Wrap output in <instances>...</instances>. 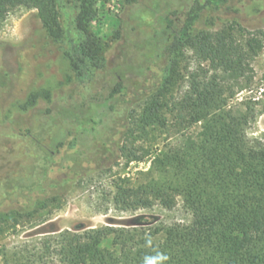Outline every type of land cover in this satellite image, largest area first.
<instances>
[{"label":"trees","instance_id":"1","mask_svg":"<svg viewBox=\"0 0 264 264\" xmlns=\"http://www.w3.org/2000/svg\"><path fill=\"white\" fill-rule=\"evenodd\" d=\"M234 1L165 0L153 10H165L153 38L132 39L142 22L141 11H133L107 60V44L91 30L98 18L95 0H0V25L13 9L37 10L49 37L67 42L77 79L98 84L82 100L46 110L33 140L41 151L36 176L25 186L46 190L55 158L65 149L74 150L65 161L76 176L89 164L102 170L115 160L109 147L118 137L133 141L122 149L130 162L151 154L138 141L165 137L148 173L136 182H116L111 204L120 212L155 205L172 210L182 199L192 216L188 225L146 229L137 220L128 227L65 230L44 240L39 260L144 264L145 257L163 252L167 264H264V136H247L254 116L248 109L228 108L253 85L264 28L249 30L237 22L209 28ZM63 16L68 18L64 27ZM52 180L54 191L38 200L34 211L67 191L59 178ZM5 264L23 263L13 255Z\"/></svg>","mask_w":264,"mask_h":264},{"label":"rangeland","instance_id":"2","mask_svg":"<svg viewBox=\"0 0 264 264\" xmlns=\"http://www.w3.org/2000/svg\"><path fill=\"white\" fill-rule=\"evenodd\" d=\"M165 0H95L98 18L91 24L92 32L108 46L107 60L117 46V33L127 15L141 11V25L132 31V39L153 38L158 20L164 14L158 9ZM64 15V14H63ZM68 18L63 16V27ZM237 22L249 30L264 28V0H236L220 21L210 24L218 29L224 23ZM150 41L148 48L154 44ZM191 57V54H188ZM191 68L193 67L192 60ZM161 66V65H160ZM254 82L230 100L232 110L248 109L254 116L247 129L250 139L264 136V50L255 60ZM154 76L160 71L152 69ZM98 84L79 81L72 70L69 46L65 40L49 37L35 9H13L0 25V264L5 258L17 256L23 264H52V258L39 260L43 242L65 230L84 232L105 226L128 227L137 220L146 229L188 225L192 221L182 199L172 210L155 205L137 212L116 211L111 204L114 186L119 180L136 182L148 173L160 152L165 137L142 143L151 154L141 161H128L122 149L131 147L132 139L118 137L109 152L114 154L102 170L89 164L85 174L72 175L65 157L74 150L65 149L55 158L46 190L29 189L25 185L36 176L34 165L41 155L33 142L35 132L43 127L48 108L73 104L84 98ZM177 90L176 95L184 91ZM44 92L50 93L46 99ZM36 96V97H35ZM45 136L43 144H49ZM119 147L120 152L117 150ZM125 150V149H124ZM59 178L65 194L56 203L35 210L38 200L48 196L52 178ZM27 211H34L27 215ZM21 215H25L21 217ZM18 221V223L16 222ZM27 258L30 259L28 262Z\"/></svg>","mask_w":264,"mask_h":264},{"label":"clouds","instance_id":"3","mask_svg":"<svg viewBox=\"0 0 264 264\" xmlns=\"http://www.w3.org/2000/svg\"><path fill=\"white\" fill-rule=\"evenodd\" d=\"M148 244H151V240H148ZM169 257L163 252H157L153 256L145 257L144 264H167Z\"/></svg>","mask_w":264,"mask_h":264}]
</instances>
